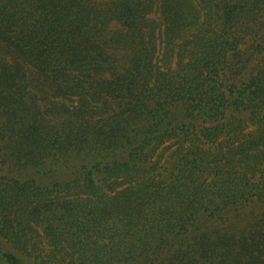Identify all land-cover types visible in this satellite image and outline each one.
<instances>
[{
  "label": "trees",
  "instance_id": "1",
  "mask_svg": "<svg viewBox=\"0 0 264 264\" xmlns=\"http://www.w3.org/2000/svg\"><path fill=\"white\" fill-rule=\"evenodd\" d=\"M0 264H264V0H0Z\"/></svg>",
  "mask_w": 264,
  "mask_h": 264
},
{
  "label": "rangeland",
  "instance_id": "2",
  "mask_svg": "<svg viewBox=\"0 0 264 264\" xmlns=\"http://www.w3.org/2000/svg\"><path fill=\"white\" fill-rule=\"evenodd\" d=\"M158 14L159 13H157V16H158ZM162 30H163V27H162ZM162 57H164V50H163V48L160 50V58H162ZM23 173V175H22V177L24 176V174H28V173H30V174H32V172L31 171H29V170H23V171H21V172H16V170L15 171H12V175H14V176H20V174H22ZM30 174H28V175H30Z\"/></svg>",
  "mask_w": 264,
  "mask_h": 264
}]
</instances>
